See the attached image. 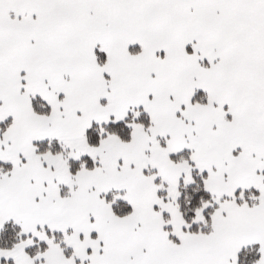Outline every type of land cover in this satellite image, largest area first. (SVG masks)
<instances>
[{"label":"snow or ice","instance_id":"1","mask_svg":"<svg viewBox=\"0 0 264 264\" xmlns=\"http://www.w3.org/2000/svg\"><path fill=\"white\" fill-rule=\"evenodd\" d=\"M0 264H264V0H0Z\"/></svg>","mask_w":264,"mask_h":264}]
</instances>
